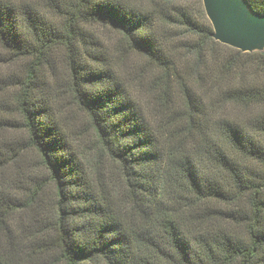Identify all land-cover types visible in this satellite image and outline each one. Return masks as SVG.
Instances as JSON below:
<instances>
[{"label": "trees", "instance_id": "obj_1", "mask_svg": "<svg viewBox=\"0 0 264 264\" xmlns=\"http://www.w3.org/2000/svg\"><path fill=\"white\" fill-rule=\"evenodd\" d=\"M0 264H264V48L202 0H0Z\"/></svg>", "mask_w": 264, "mask_h": 264}, {"label": "water", "instance_id": "obj_2", "mask_svg": "<svg viewBox=\"0 0 264 264\" xmlns=\"http://www.w3.org/2000/svg\"><path fill=\"white\" fill-rule=\"evenodd\" d=\"M222 7H225V12L231 11L235 15L237 14L236 11L234 12L232 6L228 5L226 1L219 0ZM204 8L207 13V16L213 26L215 38L218 42L232 47L234 49H238L241 51L248 52L254 46L264 42V16L254 17L259 21L256 30L250 34L248 37L237 39L236 37H241L243 34V25L239 24H227L225 19H221V16L224 13L219 12L217 8L216 0H203ZM241 18V16H239ZM237 22V21H235Z\"/></svg>", "mask_w": 264, "mask_h": 264}, {"label": "rangeland", "instance_id": "obj_3", "mask_svg": "<svg viewBox=\"0 0 264 264\" xmlns=\"http://www.w3.org/2000/svg\"><path fill=\"white\" fill-rule=\"evenodd\" d=\"M203 1V0H202ZM226 1V3L230 6H232L234 12L236 11V15L234 13H232L231 11H227L224 13L225 11V7H222L219 0H216L217 3V8L219 10V12L224 13L221 16V19H225V21L222 20L223 23H229V24H239V25H243V34L241 37H236L237 39H241V38H245L248 37L250 34H252L257 26L259 21L254 20L257 18H254V16H252L247 10L246 8L243 6V4L240 2V0H224ZM204 5V4H203ZM239 16H241V18H239ZM237 21V22H235ZM264 48V42L254 46L250 51H257L260 49ZM248 51V52H250Z\"/></svg>", "mask_w": 264, "mask_h": 264}]
</instances>
